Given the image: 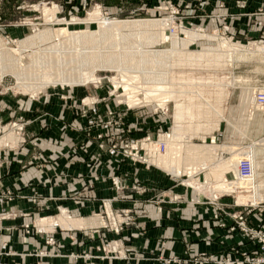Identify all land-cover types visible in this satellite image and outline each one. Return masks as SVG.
Wrapping results in <instances>:
<instances>
[{
	"label": "rangeland",
	"instance_id": "1",
	"mask_svg": "<svg viewBox=\"0 0 264 264\" xmlns=\"http://www.w3.org/2000/svg\"><path fill=\"white\" fill-rule=\"evenodd\" d=\"M131 1L120 0L121 5L118 9L112 10L105 5L103 0H78L80 4L77 6L75 4L77 0H0V38L5 47L12 50L24 64L30 63L29 54L37 48L49 47L61 41L62 38L56 36V29L60 28L67 29L74 34L79 32L93 34L83 43L76 44L71 40L73 43L69 46L71 48L80 47V49L89 50L95 47L96 50H99L102 47L107 52L111 50L110 57L108 54L105 55L109 65H93L87 68V72L95 70L98 77L96 82L79 83L80 85L48 83L33 94H22L16 89V77L11 72L7 73L8 69H5L7 65H4L7 60L3 57L0 58V138L11 131L19 137L17 144L0 148V169L7 166L8 161L11 160L10 156L18 154L26 146L31 148L30 159L41 160L47 157L48 148L52 149L57 144V139L55 136L51 135L48 138L45 135V132H49L48 126L38 127V132L36 125H41V123L39 124L40 118H27L21 114V111L28 107L30 109L31 102L56 99L63 102L64 107L69 110L73 123H68L67 127L83 137L80 144L89 141L98 147L112 150L114 152L100 153H118L125 162L129 161L130 165L135 168L158 169L173 178L177 187L184 189L180 193L158 190L149 185V179H146V182L137 181L132 186H127L124 177L117 173L111 178L113 185L118 190L115 199H118L120 194L129 191L140 196L151 193L153 196L158 195L157 198H147L148 203L159 199H168L172 203L171 199L173 200L175 196L179 201H173V203H192L193 197L200 195L212 200L218 199L217 203L226 212L233 211L236 208V203L250 205L253 210L248 216L250 226L261 228L264 225V199L255 202L250 198L237 197L238 192L217 190V193L212 195L211 192L216 191L219 183L238 181L236 175L238 159L251 157L256 171L253 180L255 185L259 184L260 186H257L256 191L246 189L243 195L257 193L256 196L264 197V109L251 111L253 92L258 89L264 90V40L241 37L233 33L232 26L228 23L229 15L227 16V14L201 12L199 15L198 11H204V6L207 4L205 0H138L136 3ZM222 2L219 6L224 7ZM237 3L241 7L245 6L244 0H239ZM46 8L56 10L54 17L46 15ZM259 12L264 13V11ZM198 16H207L208 21L213 18L219 22L215 24L198 23L195 21ZM113 20L158 23V26L152 28L150 32L131 31V29L123 31L127 35L123 42L126 46L133 45V50L137 49L135 46L142 40L146 41L152 34H158V36L147 45L146 49L148 50L171 49V37L174 33L180 40L189 41L186 43L187 45L178 47V50L185 54L179 55L178 52L177 56L176 53H171V56L168 52L167 57H159L160 61L157 60L150 66V68L159 69L166 65H173V70L179 69V72L185 74L186 82L183 81L174 86V94L168 95V101L158 98L135 106L127 103L126 89L120 83L122 82V73L114 64L119 61L126 63L125 68L129 73L127 74L125 71L124 73L127 76L135 74L140 76L141 73L137 72L144 71L149 65L147 66L141 61L139 56H132L135 51L129 50L132 53L127 56L117 55L115 51H112L116 47L114 42L120 41L121 37L118 34L104 37L100 28H106L104 22ZM163 21L165 23L167 21L168 27L162 28ZM39 31H42L44 36L42 43H39V47L36 48L30 44L28 37ZM191 34H195L196 37L191 39ZM163 37L170 38L163 41ZM226 42L232 44L234 49H225L223 44ZM208 51L210 54L207 56L200 55V52L207 53ZM150 57L155 58L154 55H150ZM173 61L176 63L175 66ZM176 61L179 64L184 62L179 67ZM207 62L213 64L210 65ZM189 73L196 77L210 74L214 80L210 79V83L206 81L190 83L191 80H186V75ZM215 82L216 84H214ZM143 85L140 84V86ZM181 89L182 91H180ZM143 96L144 94L140 93V97ZM188 96L192 100L188 99ZM186 99L189 100V103ZM177 105H182L185 109L179 120L176 119ZM208 107L209 110L206 111ZM14 110L16 113L12 115ZM129 115L138 117L141 121L144 118V121L142 124L133 122L128 118ZM138 133L139 135H137ZM78 145L79 143L75 146ZM188 145L203 147L216 145L218 146V149L214 150L215 153L217 152L216 157L213 159L212 151L211 153L210 151L204 152V149L194 153L185 152ZM97 152L99 151L97 150ZM232 158L237 161L236 165L223 174L222 182L213 171H210V168L205 167L207 163L220 164L221 161L226 162ZM162 163H167L168 168L161 166ZM43 165V161L37 162L39 168H42ZM212 168L214 169V167ZM115 177L118 179V188L113 181ZM190 181L196 182L195 186H197L189 184ZM204 185H208L210 190L206 191V188L203 190L202 187H198H204ZM4 190L15 195L9 186H5V181L0 180V192ZM73 198L76 199V197ZM223 199L230 200L221 202ZM109 200H113V198L101 199L102 209L93 211L89 217L98 218L99 223L93 229H83V231L94 230V234L106 231L112 236H117L127 227L141 226L136 212L141 202L140 199L133 202V206L128 208H116ZM62 212H67L72 216L68 209L61 207L59 213L52 217L60 216ZM44 218L50 217L34 219L32 223L28 224V228L34 227L39 232L46 233L44 231H48V229L45 230L37 226V222ZM254 222H257L258 225H255ZM221 223L222 220H219V226L227 229L232 225L227 226L226 224V227H223ZM51 226L49 231L54 226L66 228L60 224ZM120 242L121 239L116 237L105 239L104 243L98 247L99 251L103 253L98 257H127ZM47 244H55L54 238H49ZM87 257L89 260L95 258L90 255ZM91 263L93 262L90 261L89 264Z\"/></svg>",
	"mask_w": 264,
	"mask_h": 264
},
{
	"label": "crops",
	"instance_id": "2",
	"mask_svg": "<svg viewBox=\"0 0 264 264\" xmlns=\"http://www.w3.org/2000/svg\"><path fill=\"white\" fill-rule=\"evenodd\" d=\"M205 1L204 11H198L199 15L201 12L227 14L233 33L264 40V13L259 12L264 11V0H244V7L238 5L239 0ZM221 1L224 7L219 6ZM103 2L112 10L121 5L120 0ZM75 4L80 3L77 0ZM208 20L207 16L195 19L198 23L219 22L213 18V21ZM30 107L23 109L21 114L30 119L40 118L41 125L36 123L38 132V127L48 126L49 132L45 135L48 138L55 136L57 144L52 149L48 148L47 157L41 160L30 159L31 148L26 146L18 154H11L7 166L0 169V180L15 192L12 200H0V215L16 214L1 221L0 264H89L90 261L94 264H174L165 259H190L202 253L211 255L213 259L236 258L244 252H258V246L251 240L240 233L231 234L227 228L219 226V221L214 219L219 203L212 199L198 195L193 197L192 203H171L168 199L148 203L147 198H157L158 195L140 196L129 191L115 199L118 190L111 178L117 173L124 177L127 186L149 179L148 184L158 190L180 193L184 189L177 187L173 178L158 169L135 168L118 153L97 152L96 145L89 141L80 144L83 137L67 127L73 121L63 102L56 99L35 101L30 103ZM15 113L16 110L12 111V115ZM129 116L133 122L142 124L144 121V118L141 121L138 117ZM77 143L79 145L75 146ZM40 161L44 162L42 168L37 166ZM105 198H113L109 201L116 208L132 207L133 202L140 199L136 212L142 227H127L120 235L112 236L106 231L101 234H94V230L83 231L93 229L99 220L97 224L81 228L54 226L52 230L44 231L46 233L25 226L34 219L56 215L61 207L68 209L74 218L89 220L93 211L102 209L101 199ZM222 221L227 226L232 224V219L227 216ZM254 224L258 225L257 222ZM112 237L121 239L127 257H98L103 254L98 249L99 245ZM49 238H54L55 244H47ZM87 255L95 258L89 260Z\"/></svg>",
	"mask_w": 264,
	"mask_h": 264
},
{
	"label": "bare ground",
	"instance_id": "3",
	"mask_svg": "<svg viewBox=\"0 0 264 264\" xmlns=\"http://www.w3.org/2000/svg\"><path fill=\"white\" fill-rule=\"evenodd\" d=\"M45 13L48 17H54L56 10L46 8ZM104 23H106V25H105L106 28H100L101 33L104 37H108L110 34H118L121 37L120 41L114 42V45L116 47H114L115 50H112V51H115L117 55L120 54L121 56H127V55H129V53H132L129 50L135 51L134 52L135 54H132V56H134V57L136 55L139 56L141 61L146 63L147 66L149 65V67L145 68L144 71L139 70V72H137V73H141L140 76L135 74V75H132L133 76L132 77V76H127V74L129 72L125 68V66L127 65L126 63L119 61V62H116L114 64L117 68H119L121 70L122 82H120V81L119 82L122 83L126 89L125 93L128 96V100H126L127 103L130 104L131 106H135L138 104L150 102V101H152L154 99H158V98H164V99H166V101H168L169 100L168 95L174 94V86L177 85L178 83H182L183 81H185V74H183L181 71L179 72L178 71L179 69L176 71L173 70L174 69L173 65H171V66L166 65L165 67H162L159 69H157L155 67L150 68V66H152V63H155V61L159 60L158 59L159 57H167L168 52H170V55H171V53L172 54L176 53L175 54L176 56L178 54L179 55L185 54V53H181L178 50V47L180 45H183V46L187 45L186 43H188L189 41H187L185 39L180 40L174 33L171 37V40H172V48L171 49H169V50H148V49H146L147 45L150 44V42H151V40H153V38L157 39V36H158V34L155 35V34L151 33L152 35H150L149 38L146 39V41L142 40L137 46H135L137 49L133 50V48H134L133 45L126 46L125 43L123 42L124 39L127 38V35L125 33H123V31L125 29H131V31L138 30V31L150 32L152 30V28L158 26L157 22L113 20L111 22L108 21V22H104ZM166 23H167V21H166ZM166 23L164 22L163 24H161V25H163L162 28L168 27V25ZM99 24H101V23L99 22ZM101 26H102V24H101ZM105 26H103V27H105ZM144 29H146V30H144ZM90 35H93V34H90L89 32H79V33L74 34V33H70L67 29L60 28V29H56V36L59 38H62L61 41H58L57 43L52 44L49 47L37 48V47H39L38 44L42 43L43 36H44L43 32L39 31V32L35 33L34 35L28 37L30 44L34 45V47L37 48L34 52L29 54L30 63H28V64H24L22 62V60H19V58L13 53L12 50L7 49L5 47L3 40L0 38V58L3 57L5 60H7V62L4 63V65H7V67L5 69H8L7 73L11 72L12 74H14V76L16 77V80H17L16 89L21 91L22 94L23 93H26V94L32 93L33 94V93L37 92L40 87L43 88V86H46V84H48V83H52V84H58V83L79 84L80 83L81 84V83H85V82H96L98 80V77L95 73V70L93 69L92 72H87V68H88V66H93V65L94 66H96V65L103 66V64L109 65L110 63H109L108 59H106L105 55L108 54L110 57L111 56V50L110 51L108 50V52H107V50H103L102 47H100L99 50L98 49L96 50L95 47H92L89 50H87L85 48L80 49V47H72V48L69 47L71 44H73L71 42V40L73 42H76V44L77 43H83L84 41H86L88 39V37ZM153 36H155V37H153ZM195 37H196L195 34H191V39H194ZM169 38L170 37H168V38L163 37L162 40L167 41ZM75 40H77V41H75ZM223 47L225 49L226 48L229 49V48H232L233 45L226 42L223 44ZM232 49H234V48H232ZM261 49H263V48H261ZM207 54H210V51H208L207 53L206 52H203V53L200 52V55H203V57L207 56ZM150 55H154L155 58L154 59L151 58ZM196 56L200 57L199 55H196ZM194 58H196V57H194ZM171 59L173 60V58H171ZM171 59H170V61H171ZM196 59H198V58H196ZM175 60H177V59H175ZM174 61H173V63H174ZM177 63L179 64V62H177ZM182 63L180 62L181 65L179 64V67L182 66ZM211 63L212 62H207V64L212 65L213 63L212 64ZM168 64H170V63H168ZM175 64L176 63H174V66H175ZM210 65H209V67H210ZM124 71L127 74L124 73ZM187 79L191 80L190 83L195 82V81H197L199 83H201V82L204 83L203 81L210 83L211 82L210 79H213V76H211L209 74L207 76H200L199 75L198 77H196V76H193L192 74L189 73L186 75V80ZM141 83L144 85L140 86ZM209 83H206V84H209ZM214 84H216V82ZM187 86H189V85H187ZM188 89H190V88H188ZM180 91H182V89ZM140 93L144 94V96L142 98L140 97ZM182 93H184V92H182ZM187 95H189V94H187ZM167 97H168V100H167ZM170 98L173 100L172 97H170ZM188 99H190V97ZM190 100H192V98ZM162 101L164 102L165 100H162ZM187 101H188L187 103H189V100H187ZM200 108H202V107H200ZM183 110H185V109H183L182 105H177V108H176L177 118L176 119L179 120L181 118L180 116H181V113H183ZM208 110H209V107H208V109H206V111H208ZM190 111H192V109H190ZM251 111L252 112L255 111V104L254 103H252V105H251ZM188 113H189V111H188ZM200 118H202V117H200ZM189 123L190 122H188V124ZM196 125H194V126H196ZM18 140H19V137L15 132H13V131L8 132L3 137L0 138V148L7 146V145L13 146V145L18 143ZM96 148L99 152H110V153L114 152V151L109 150L107 148H102V147H98V146H96ZM200 149H202V150L204 149L203 150L204 152L210 151V153H211V151H212L213 159H215L217 152L215 153L214 150L215 149L217 150L218 146L211 145V146H204L203 147V146H198V145L197 146L196 145H188L185 152L194 153L195 151L198 152ZM235 162H237V161H235V158H232L231 160L226 161V162L221 161L220 164L219 163L218 164L207 163V164H205V167L210 168V171L211 172L213 171L220 178V181L222 182V180H224L223 174L227 170H229L230 168L235 167V165H236ZM161 166H164V168H166V169L168 168L167 163H165V164L162 163ZM212 167H214V169ZM236 173H237V170H236ZM255 175H256V171L254 170L253 175L250 178H247V179L238 178V181H235V182L219 183L220 185L217 187V189L215 188L216 191H214V192L212 191L213 193L210 191L211 195L214 193H217V190H223V191H227V192H238L237 197H240V198H250L255 202H256V200L261 201L264 199V197L263 196H260V197L256 196V194H257L256 192H255L256 194H254V195H243V192L246 191V189H248V190L249 189H254V190L256 189L257 190V186L259 184L255 185V182L253 180ZM113 181H114V184L118 188L119 186H118L117 177L113 178ZM262 182H261V184H262ZM189 184L195 186L196 182L194 183L193 181H190ZM208 185H204V187L203 186H198V187H202L203 190L206 188L207 189L206 191H209L210 187ZM263 185H264V182H263ZM97 223H98L97 218H91L89 220H85V219H81V218L78 219V218H74V217L70 216L67 212H62V214L60 216L44 218L42 220H39L37 222V226L42 228V229H45V230L48 229L49 230L52 227L51 225H53V224H60L63 227H66L69 229V228H81V227L86 226L87 224H93L94 225Z\"/></svg>",
	"mask_w": 264,
	"mask_h": 264
},
{
	"label": "built area",
	"instance_id": "4",
	"mask_svg": "<svg viewBox=\"0 0 264 264\" xmlns=\"http://www.w3.org/2000/svg\"><path fill=\"white\" fill-rule=\"evenodd\" d=\"M253 103L255 104V111L258 109H264V90L258 89L253 92L252 94ZM262 111V110H260ZM254 167H253V160L251 157H241L238 159L237 162V177L240 179H247L253 175ZM13 194H10L7 191L0 192V200H12ZM218 199L214 201L217 202ZM171 201L178 202V198L175 196L174 199ZM264 203V202H263ZM260 203V204H263ZM250 205H238L236 203V208L233 211L226 212L220 205L217 208V211L214 214V219L219 221L222 220L224 217L232 218L233 222L232 225L228 228L231 234L240 233L244 237L251 240L258 246V252L254 255L248 252L241 253L240 257H223V258H216L209 254L202 253L196 257H192L190 259H180L178 257H172L167 260L168 263L174 264H182L184 262H194L195 264H264V225L257 229L250 226L248 216L253 212ZM16 216V214H14ZM11 213H6L4 215H0V230L1 228V221L8 217L14 216ZM27 228L29 227L28 224L25 225ZM221 226L226 227V223L222 221ZM236 253L239 254V250H236ZM94 264V263H91Z\"/></svg>",
	"mask_w": 264,
	"mask_h": 264
}]
</instances>
